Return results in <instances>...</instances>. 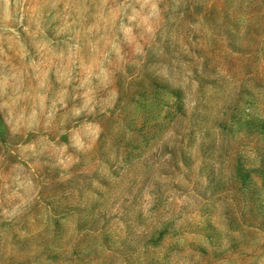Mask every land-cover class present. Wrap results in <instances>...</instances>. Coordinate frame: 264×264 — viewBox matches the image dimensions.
Returning a JSON list of instances; mask_svg holds the SVG:
<instances>
[{"label":"rangeland","instance_id":"1","mask_svg":"<svg viewBox=\"0 0 264 264\" xmlns=\"http://www.w3.org/2000/svg\"><path fill=\"white\" fill-rule=\"evenodd\" d=\"M0 264H264V0H0Z\"/></svg>","mask_w":264,"mask_h":264}]
</instances>
